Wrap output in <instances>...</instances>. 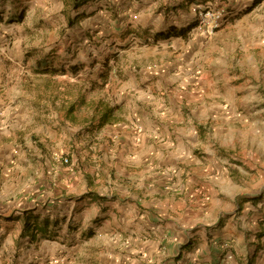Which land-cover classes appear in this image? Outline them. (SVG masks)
I'll use <instances>...</instances> for the list:
<instances>
[{
  "label": "rangeland",
  "instance_id": "rangeland-1",
  "mask_svg": "<svg viewBox=\"0 0 264 264\" xmlns=\"http://www.w3.org/2000/svg\"><path fill=\"white\" fill-rule=\"evenodd\" d=\"M74 1L0 0V146L19 147L18 153L29 160L21 165L28 169L27 176L11 191L18 179L16 169L0 159V264H56L55 259L35 258L39 247L32 249V241L16 240L23 230L19 220L27 206L24 192L29 190L33 196L49 191L47 166L42 161L48 155L68 158L82 171L98 164L107 142L100 136L102 130L88 123L103 101L120 104L123 84L128 86L131 74L141 69L159 72L168 81V92L180 82L185 91L190 88L187 83L207 88L198 93L197 100L208 95L204 101L210 103L208 114L202 103L193 108L206 117L202 124L206 137L195 155L209 169L206 178L193 179L198 185L195 189L206 185L211 190L212 206L222 200L229 208L223 210L221 220L220 209H207L189 221L198 226V232H202L204 218L211 228H218L217 235H209L213 240L209 246L216 243L225 254L215 264H255L259 255L255 250L260 248L252 239L260 234L255 227L264 222L234 221L242 214L241 201L264 198V0L194 3V8L229 7L241 14L237 24L232 22L209 37L197 31L188 0H89L78 10L73 8ZM243 15L247 17L241 20ZM175 29L187 31L185 37L174 35ZM158 33H170V37L156 39ZM197 38L205 44L195 46ZM41 60L47 61L48 68H76L79 74L41 75L35 71ZM106 71L110 81L100 88L98 77ZM117 112L126 115L127 110L122 105ZM173 115L179 125L183 115L178 111ZM87 153L88 162L82 161ZM170 179L176 186L178 177ZM228 222L230 234L237 236L231 239L235 243L223 240L219 233L221 223ZM75 224L69 230L79 234L83 228ZM120 227L122 223L100 240L85 243L72 238L66 243V264H140L132 262L136 253ZM263 256L264 252L261 264ZM154 259L143 264H165V259Z\"/></svg>",
  "mask_w": 264,
  "mask_h": 264
},
{
  "label": "crops",
  "instance_id": "crops-1",
  "mask_svg": "<svg viewBox=\"0 0 264 264\" xmlns=\"http://www.w3.org/2000/svg\"><path fill=\"white\" fill-rule=\"evenodd\" d=\"M188 1L192 4L190 16L193 18L196 16L194 7L199 0ZM229 10L227 22L222 29L232 22L237 24V16L241 15ZM245 17L247 16H241V20ZM180 18L184 20L186 15L180 14ZM173 31L176 32L177 29ZM197 39L195 46L205 44L203 38ZM136 72L131 74L128 86L123 84L119 105L112 106L103 101V106H100L101 110L105 107L114 109L115 120L103 126L96 122L93 126L98 131L102 130L100 136L104 137L102 140L105 144L107 142L105 152L98 157L95 167L84 168L82 171L68 158L50 155L42 158L47 166L49 191H39L33 196L29 190L25 191L24 194L28 195L27 206L22 212L32 210V218L37 224L46 221L50 224V229L55 223L58 226L46 238L37 235L35 241L29 236H22L23 230L18 231L17 241H32V249L39 247L35 258L46 262L55 259L56 264H66L68 255L64 254L68 251V241L76 237L85 243L86 240H100L105 232L118 227L120 223L121 231L132 242L133 246L130 244V247L136 253L133 256H137L132 260L133 263L143 264L150 258H155L157 262L165 259V264H215L224 256L225 250L222 251L216 243L209 246L213 241L209 239V235H217L218 228H211L207 225V218H204L202 232H198V226L189 221L202 216L207 209L211 212L220 209L221 220L223 210L229 208L222 200H217L215 206H212L211 190H207L206 185L195 189L198 185L194 184L193 179L197 176L206 178L205 173L209 169L195 155L197 147L206 137L200 129L206 117H200L196 108H193L195 103H202L201 108L208 114L207 104L210 106V103L204 102L208 95L197 100L207 88H199L198 83L194 86L187 83L190 88L185 91L179 87L180 82L168 92V81L159 72H146L143 69ZM122 105L127 110L126 115H119L117 112ZM175 111L183 115L179 125L176 124L179 120L173 119ZM90 124L91 121L88 125L92 127ZM18 149L19 147L13 148L11 144L0 146V159L6 164H12L18 175L11 191H14L28 172L21 165L27 164L29 160L25 154L18 153ZM64 159H68L69 163L66 164ZM87 159L88 153L81 160L88 162ZM26 166L29 168L31 164ZM42 174H45L44 170ZM172 176L178 177L176 186L171 182ZM240 203L242 214L234 221L235 224L246 220L264 222V198ZM230 220L232 222L234 216ZM19 221L23 223L24 214ZM229 222L221 223L219 233L224 235L221 238L237 240V236L229 232ZM74 223L82 225L79 226L83 228L79 234H72L69 230ZM255 231L260 233L252 239L257 243L256 249L260 248L255 250L259 252V255L256 254L255 264H261L264 250L258 242L264 245V224L255 227ZM201 239L205 241L204 245L197 243ZM230 243L235 241L231 240ZM105 245L111 247L109 242ZM229 254L225 255L228 259Z\"/></svg>",
  "mask_w": 264,
  "mask_h": 264
},
{
  "label": "trees",
  "instance_id": "trees-1",
  "mask_svg": "<svg viewBox=\"0 0 264 264\" xmlns=\"http://www.w3.org/2000/svg\"><path fill=\"white\" fill-rule=\"evenodd\" d=\"M89 3V0H75L73 3V8L78 10L80 7L86 5ZM72 24V23H71ZM173 31V30H172ZM187 31L181 30V32H174L173 34L178 36V37H185ZM167 35V37H170V33H158L155 38L156 39H162L164 36ZM40 63L37 64V67L35 68L36 72L41 74V75H56V73L61 74V75H67L68 73L70 74L71 72L76 71V75L79 74V70L76 68H70V70H66L65 68H48L47 61L46 60H41L39 61ZM98 83H100L99 87H105L106 84L109 83L110 81V76L109 73L103 72L102 74L99 75L98 77ZM96 83V82H95ZM80 103H85L84 100H81ZM114 109H111L109 107H105L102 110L100 107L96 108L95 114L92 116L91 120V126L93 127L96 122L100 125L103 126L109 122H112L115 120L114 118ZM203 128V126H202ZM202 128H200L202 130ZM204 129V128H203ZM24 221H23V231H22V236L26 237L29 236L32 238L33 241L36 240L37 235H40L41 238H46L49 236L50 231H55L58 223H55L53 226H51L52 229H50V224L48 222H44L41 224H37L36 221H34V218L32 214V210L25 211L24 213ZM41 225V226H40ZM248 264H253L252 261H249Z\"/></svg>",
  "mask_w": 264,
  "mask_h": 264
},
{
  "label": "built area",
  "instance_id": "built-area-1",
  "mask_svg": "<svg viewBox=\"0 0 264 264\" xmlns=\"http://www.w3.org/2000/svg\"><path fill=\"white\" fill-rule=\"evenodd\" d=\"M196 8V29L201 35L208 37L215 35L222 28L230 13V10L225 7L204 5ZM63 161L66 164L69 163L68 159Z\"/></svg>",
  "mask_w": 264,
  "mask_h": 264
}]
</instances>
